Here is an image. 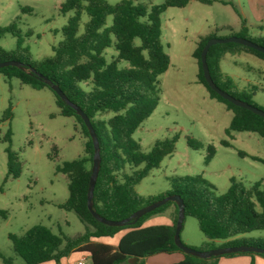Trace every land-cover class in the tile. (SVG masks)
Listing matches in <instances>:
<instances>
[{"label":"trees","instance_id":"16d2710c","mask_svg":"<svg viewBox=\"0 0 264 264\" xmlns=\"http://www.w3.org/2000/svg\"><path fill=\"white\" fill-rule=\"evenodd\" d=\"M192 1L203 5H213L217 0H165L163 5L154 6L149 11L142 3L122 0L111 4L106 0H67L61 7L63 14L73 13L62 28L63 41L53 47V56L35 60L32 55L21 49L18 40L16 51L0 49V63L16 61L35 73L24 72L21 68L8 66L0 69L5 79H18L33 89H49L56 98L61 116L74 119L76 128L84 138L85 155L76 160L57 166L56 172L68 179L69 198L59 205L60 208L74 212L85 226V231L75 236L55 234L43 225H36L22 236L10 235L12 247L22 264H43L54 262L61 264L64 259L76 253L87 254V264H130L138 258L137 264H145L149 257L159 254L180 253L184 259L174 264H216L222 257L238 255L261 256L257 253H232L211 259H200L184 254L175 244L174 236L178 219V206L174 202L143 216L137 222L123 227H109L98 222L90 213L87 205L88 189L92 174L94 144L83 119L76 110L68 106L39 76L49 79L60 87L67 98L79 107L91 120L101 150V168L94 191V210L111 221L129 218L139 209L169 196H179L185 204L186 217L197 220L200 231L207 242L200 251L217 248L249 246L264 250V238L247 239L244 236L264 230V185L256 183L246 187L243 183L231 179L227 192L215 194V187L201 177L173 178L171 188L157 196L142 197L135 187L140 184L153 169L161 166L163 160L174 153L177 138L157 141L150 152L144 153L133 135L142 123L157 108L160 96L159 77L170 65V58L162 44L161 14L169 7L185 8ZM227 3V2H222ZM235 8L233 3H228ZM22 11H31L22 9ZM89 20L80 33L83 15ZM112 17L111 26L107 19ZM230 33L222 35V32ZM7 34L19 37L15 25L0 29V39ZM232 36L244 38L264 47V37L253 38L245 24L238 32L229 26H216L211 33L200 36L193 58L198 64L197 81L206 87L211 99L224 103L233 117L227 135L232 132H249L264 139V118L224 100L207 84L201 63V53L211 39H225ZM138 41V43H137ZM114 47L117 55L110 59L107 50ZM252 55L264 61V54L243 45L228 43L212 46L207 54V63L214 83L231 96L253 103L256 91L260 88L252 85L250 89H239L235 80L224 74L221 61L226 55ZM127 65L122 66L121 63ZM39 74V75H38ZM81 84L90 87L83 90ZM264 92V91H263ZM112 113L109 119L103 115ZM14 117L11 103L4 111L1 121L10 122ZM7 143L8 176L19 178L21 163L12 150V131L4 136ZM189 147L200 149V144L189 138ZM222 144L229 147L227 141ZM215 149L208 148L206 164L214 158ZM130 166L136 170L131 175L123 173ZM173 208L172 225L144 226L146 221ZM120 232L125 234L116 247L99 240L112 238ZM223 242L219 245L217 242ZM4 264H16L13 258L0 253ZM252 264H254L252 262Z\"/></svg>","mask_w":264,"mask_h":264},{"label":"rangeland","instance_id":"374dc122","mask_svg":"<svg viewBox=\"0 0 264 264\" xmlns=\"http://www.w3.org/2000/svg\"><path fill=\"white\" fill-rule=\"evenodd\" d=\"M66 1L0 0V29L15 25L19 32V37L11 34L2 37L0 49L16 51L20 39V48L27 50L35 60L53 56V47L64 39L62 28L73 15L61 12ZM106 1L115 4L122 0ZM133 1L146 5L149 11L165 2ZM230 1L247 11V0ZM23 8L31 11L24 12ZM232 14L230 7L192 1L185 8L169 7L160 16L162 44L170 58V65L159 77L160 101L157 108L137 129L133 138L144 153L150 152L157 141L176 137L177 142L174 153L135 187L136 193L142 197L168 191L172 179L179 177H201L215 187L217 196L227 192L231 179L246 187L256 183L264 185V139L249 132L226 134L233 114L224 103L211 99L206 87L198 83L199 67L192 56L199 36L211 33L217 21L229 19ZM88 20L84 14L80 33ZM111 24L112 17H109L107 25ZM226 34L222 32V35ZM113 55H117L114 47L107 50L109 59ZM121 65L127 63L122 62ZM221 69L235 80L239 89L258 86L260 89L255 92L253 103L264 108V92L261 90L264 89V61L246 54L226 55L221 61ZM80 86L86 91L90 89L86 84ZM10 103L14 117L10 122H2L3 113ZM112 116L108 113L102 119ZM74 122L73 118L60 115L56 98L49 89L36 90L18 79L7 80L0 75V253L6 258H13L16 264H22L23 260L14 252L10 235L22 236L36 225L68 236L85 231L84 224L74 212L59 207L68 200L69 190L67 177L57 173L56 168L85 155L84 138ZM9 129L12 131V150L21 163V174L17 179L8 176V145L4 136ZM189 138L196 140L200 149L189 147ZM223 141H227L229 147L224 146ZM209 147L215 149V156L206 164ZM135 170L127 166L123 173L131 175ZM171 209L152 216L146 223L167 217L165 212ZM244 237L264 238V230ZM110 240L116 241V238ZM181 240L195 250L207 242L197 220L192 217H185ZM80 255L83 254L74 256ZM171 261L168 255H155L147 258L145 264H171ZM0 264H4L2 259Z\"/></svg>","mask_w":264,"mask_h":264},{"label":"water","instance_id":"95a60500","mask_svg":"<svg viewBox=\"0 0 264 264\" xmlns=\"http://www.w3.org/2000/svg\"><path fill=\"white\" fill-rule=\"evenodd\" d=\"M228 43H235L239 45L246 46L248 48L254 49L260 53L264 54V47L254 43L250 40L232 36L229 38L225 39H211L207 42L205 45L204 49L202 50L201 53V63H202V69H203V74L204 78L208 84V86L216 92L220 97H222L224 100L232 103L233 105L246 109L262 118H264V110H261L255 106L250 105L249 103L242 101L240 99H237L227 92L221 90L213 81L208 63H207V54L212 46L218 45V44H228ZM8 66H15L18 68H21L24 72L27 73H36L34 69H28L25 68L21 63L16 62V61H10V62H4L0 63V69ZM39 75V74H38ZM44 82L51 87V89L55 92V94L62 99L63 102H65L68 106L72 107L74 110H76L77 114L83 119L86 127L89 130L90 136L92 138L93 144H94V156H93V166H92V174L90 177V184H89V189H88V196H87V205L90 213L92 216L100 223L109 226V227H123L125 225L135 223L137 222L140 218L143 216L155 211L156 209L166 205L169 202H174L178 206V219L176 223V229H175V244L176 246L184 253L187 255H191L200 259H211L214 257H219V256H224L227 254H232V253H257V254H263L264 255V250L260 248H255V247H249V246H238V247H225V248H217L211 251H199L192 249L188 246H186L182 240H181V231L183 229V224L185 220V204L184 201L181 199L179 196H169L166 197L160 201H157L155 203H152L150 205H147L138 211H136L134 214H132L129 218L122 220V221H111L107 220L104 217L100 216L95 210H94V191L98 179V175L100 172L101 168V150H100V145L99 141L97 138V135L95 133V130L92 126L91 120L89 117L76 105H74L70 100L67 98L65 93L60 89L59 86L53 84L49 79L43 77L42 75H39ZM139 261L138 258H133L129 261L130 264H137Z\"/></svg>","mask_w":264,"mask_h":264},{"label":"crops","instance_id":"0c3cea01","mask_svg":"<svg viewBox=\"0 0 264 264\" xmlns=\"http://www.w3.org/2000/svg\"><path fill=\"white\" fill-rule=\"evenodd\" d=\"M222 2H227V3H222ZM229 2L233 3L237 7L238 12L235 10V8H233L231 4H228ZM247 2H248L247 11H243L241 8H239V5L233 1L217 0V2L214 3L213 5L219 4L224 7H230L234 14H232V16L229 19L225 18L222 19L221 21H217L216 26H229L233 32H238L243 27V24H245L248 29L249 35L251 37L253 38L264 37V0H247ZM227 33L229 34L230 32L227 31ZM261 90L264 91L263 88ZM165 213H168L167 217L159 218L157 220L155 219L152 222L149 221L145 223L144 226L148 227V226H157V225H168V226L172 225L174 210L171 209ZM124 234H125L124 232H120L119 234L115 235L114 238H116V241L110 240L112 239L110 237L101 239L99 241L108 244L110 246L116 247ZM217 243H220V241H218ZM76 254H73L69 258L64 259L61 264H78L80 259L83 257H87L88 261L90 260V257L87 256V254H83L82 256L80 255V257L74 256ZM159 255H168L169 257H171L172 259L171 262H173L171 264L178 263L184 259V256L180 253L159 254ZM253 261L255 262V264H264V258L260 256H254V257L236 256L232 258H222L218 261V264H252ZM43 264H55V263L48 262Z\"/></svg>","mask_w":264,"mask_h":264},{"label":"built area","instance_id":"2783aa9c","mask_svg":"<svg viewBox=\"0 0 264 264\" xmlns=\"http://www.w3.org/2000/svg\"><path fill=\"white\" fill-rule=\"evenodd\" d=\"M88 258L87 257H83L80 259L78 264H87Z\"/></svg>","mask_w":264,"mask_h":264}]
</instances>
